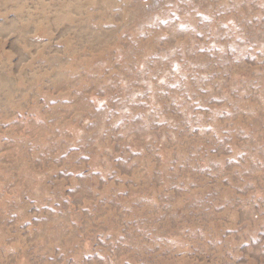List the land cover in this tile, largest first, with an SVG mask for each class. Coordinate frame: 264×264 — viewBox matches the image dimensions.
Segmentation results:
<instances>
[{
	"label": "rangeland",
	"instance_id": "obj_1",
	"mask_svg": "<svg viewBox=\"0 0 264 264\" xmlns=\"http://www.w3.org/2000/svg\"><path fill=\"white\" fill-rule=\"evenodd\" d=\"M0 264H264V0H0Z\"/></svg>",
	"mask_w": 264,
	"mask_h": 264
}]
</instances>
